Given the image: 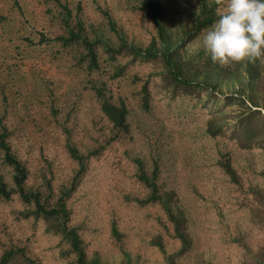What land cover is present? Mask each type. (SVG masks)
<instances>
[{
    "label": "rangeland",
    "instance_id": "374dc122",
    "mask_svg": "<svg viewBox=\"0 0 264 264\" xmlns=\"http://www.w3.org/2000/svg\"><path fill=\"white\" fill-rule=\"evenodd\" d=\"M160 1L179 34L201 2ZM207 2L216 4L219 19L185 47V58L203 66L211 57L232 68L247 51L250 31L264 26V8L256 0ZM137 8L132 0H0V137L28 169L27 184L49 204L66 193L78 170L67 147L86 158L67 207L91 264H167L166 256L179 251L161 206L145 202L150 190L141 173L149 180L155 175L159 192H173L185 212L192 247L179 264H242L264 247V224L252 218L249 192L264 189V149H242L231 139L244 108L227 104L230 87L174 96L161 85L159 64L107 54L106 43L117 48L119 36L149 42L154 28ZM70 33L79 40H61ZM84 39L96 43L93 69ZM94 86L125 104L127 133L112 130ZM213 118L224 135L207 133ZM226 162L233 177L222 168ZM0 178L12 187L1 153ZM31 209L18 195L0 200V260L12 250L9 264L26 258L75 264L60 236L48 233Z\"/></svg>",
    "mask_w": 264,
    "mask_h": 264
},
{
    "label": "trees",
    "instance_id": "16d2710c",
    "mask_svg": "<svg viewBox=\"0 0 264 264\" xmlns=\"http://www.w3.org/2000/svg\"><path fill=\"white\" fill-rule=\"evenodd\" d=\"M137 3V10L141 12L152 24L154 33L149 42L145 44L135 43L128 40L127 36H119L120 44L112 49L111 43H106V52L115 60L117 56L126 55L132 60L147 61L157 63L161 66L162 72L159 74L162 87L176 96L177 94L191 95L196 89L202 88L214 92L221 91L223 87L233 89L231 97L227 98V104H238L244 108L243 112L235 119L234 129L231 132V139L236 140L242 149L253 147L264 149V26H259L250 31L245 55L238 58L234 67H224L219 65L215 59L209 58L203 66L195 65V59L185 58V47L193 41L203 31L212 27L219 19L216 12V4L201 0L197 12L190 25L183 29L182 34L174 33L166 21L164 6L160 0H132ZM257 9L264 8V0H256ZM118 34L117 32H113ZM62 41L79 40L78 36L70 33L69 38H61ZM135 41V40H134ZM94 44H89L84 39L86 47V59L89 68L93 69L97 65V54H95ZM110 46V47H109ZM94 94L99 101L100 110L112 125V130L117 135L128 132L127 108L120 101H113L107 96L102 88H93ZM144 97L147 92H143ZM146 104V98L144 99ZM213 118L208 123L207 133L212 136L224 135L222 127ZM73 160L76 161L78 170L75 172L70 187L66 193L49 204L48 197H45L36 189L27 184L29 171L17 156L12 152L10 146L0 137V153L4 164L10 168L12 187H9L0 178V200H9L13 195H18L20 200L30 206L32 215L41 217L46 222V231L56 236H60L61 241L67 245L68 253L74 256L75 264H91L87 259L86 248L78 233V229L69 225L70 211L67 207V200L70 193L79 183L86 171L84 157L78 156L75 148L67 147ZM221 165V164H220ZM222 168L230 176L234 172L228 162L222 164ZM149 190V197L145 202L158 204L163 209L168 221L172 224L174 237L180 243L177 253L167 255V264H179L178 260L192 247V237L187 225L185 212L179 207L176 195L173 192H159V187L153 179L149 180L145 173L138 176ZM249 192L256 204V209L252 210V218L260 224H264V189L250 187ZM115 232V230H113ZM162 252V244L154 243ZM15 251L4 253L0 264H9L13 261ZM24 264H39L35 260L26 258ZM203 264V263H200ZM242 264H264V247L257 252L250 253L249 260Z\"/></svg>",
    "mask_w": 264,
    "mask_h": 264
}]
</instances>
